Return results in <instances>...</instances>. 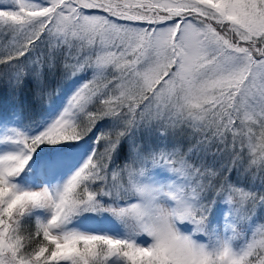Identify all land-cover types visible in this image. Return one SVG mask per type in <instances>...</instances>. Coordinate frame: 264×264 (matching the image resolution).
I'll return each mask as SVG.
<instances>
[{"label":"snow or ice","instance_id":"6c2138e0","mask_svg":"<svg viewBox=\"0 0 264 264\" xmlns=\"http://www.w3.org/2000/svg\"><path fill=\"white\" fill-rule=\"evenodd\" d=\"M0 264H264V0H0Z\"/></svg>","mask_w":264,"mask_h":264}]
</instances>
